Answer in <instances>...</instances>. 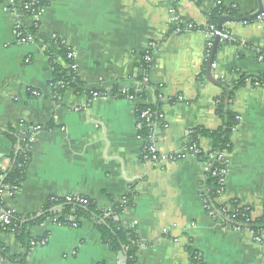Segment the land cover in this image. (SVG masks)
Segmentation results:
<instances>
[{
    "label": "crops",
    "instance_id": "obj_1",
    "mask_svg": "<svg viewBox=\"0 0 264 264\" xmlns=\"http://www.w3.org/2000/svg\"><path fill=\"white\" fill-rule=\"evenodd\" d=\"M217 3L242 16L258 9L257 0H181L175 13L193 29L176 35L166 0H49L36 41L23 45L16 43L6 1H0V126L16 132L22 131L20 124L51 129L34 136L21 189L3 196L2 204L31 216L52 198L85 197L109 212L113 203L133 196L119 219L139 238L134 264H191L187 249L204 264H264V236L256 242L249 230L223 227L207 215L199 194L206 164L189 155L161 169L145 166L134 114L145 101L111 94L115 86L122 93L139 90L140 65L152 50L147 77L161 95L162 114L156 151H177L196 128H220L215 100L225 90L206 82V74L198 80L206 57V16ZM224 30L232 44L220 45L212 76L226 89L242 77L245 82L229 105L237 124L226 153L224 190L215 203L235 202L250 210L251 219L264 218V86L250 82L264 73V22L227 23ZM52 36L73 52L83 92L54 95L45 50ZM146 101H153L150 92ZM199 148L210 152V141L201 139ZM13 150L0 134V171L10 167ZM77 222L72 227L47 218L33 227L37 245L23 264L123 261L109 252L91 222ZM0 247V264H19L24 250L15 235L0 229Z\"/></svg>",
    "mask_w": 264,
    "mask_h": 264
},
{
    "label": "trees",
    "instance_id": "obj_2",
    "mask_svg": "<svg viewBox=\"0 0 264 264\" xmlns=\"http://www.w3.org/2000/svg\"><path fill=\"white\" fill-rule=\"evenodd\" d=\"M14 3L13 10L17 11L18 14L22 16H37L40 10L46 9L49 4V0H12ZM168 6L176 10L177 5L181 0H166ZM262 2L263 0H259ZM264 8V6H263ZM222 17H230L235 19H244V23L254 22L256 17L253 16H242L240 15L237 8L226 7L220 3L215 4L214 8L207 14V25L205 32H209V28L213 27L217 30L218 21ZM186 22V21H184ZM188 23V22H187ZM185 25L180 23L178 25H172V29L180 28L184 30ZM23 33V38L27 36L34 37L36 41V33L34 29L21 28L19 30ZM222 32H225L224 26L221 28ZM226 33V32H225ZM214 40L212 44L214 45ZM232 44L229 40L219 41L218 48L220 45ZM206 50V56L204 61V70L198 80H202L205 77L206 69L208 65V60L213 48ZM47 60L51 68L52 79L50 81V86L53 88L54 95L60 96L65 91H73L79 94L82 91V87L78 81L76 72L67 68L71 64V59L67 58L69 52H72L65 44V42L56 37V39H50L49 42L45 44ZM152 50H149L148 55L151 57ZM73 53V52H72ZM144 57V56H143ZM151 62L142 60L140 68L142 71L141 76L136 79L139 84V90L127 91L122 93L116 86L112 89L113 97H124L125 96H135L141 101H145V104H140L135 109V120H139V116L144 111H149L153 113V120H159L161 115V96L158 90H153L148 82V72L150 69ZM256 79L264 85V73L258 77L252 78ZM146 80V82H144ZM201 82V81H200ZM245 79L242 77L237 83L232 87H227L229 90L228 96L223 95L216 99V114L221 119L222 125L215 131H209L204 128H196L191 131L186 142L183 144L184 147H196L200 150V154L197 156L202 162L206 164V172L204 173L203 181L200 188V196L206 205L210 206L212 210L215 211L216 220L222 221L225 225H229L232 228L241 227L237 225H231L227 221L230 220L235 224L248 225L250 226L249 231L255 236L264 235V218L251 219L250 210H246L243 207H238L235 202H230L236 211L234 213L223 214L224 206H219L215 203L216 199L219 197L217 193L222 189V185L219 183L220 176H215L227 165V161L218 162L214 159L210 160V155L212 153H230L231 151V134L234 127L237 124V117L229 110L230 102L232 101L237 90L244 85ZM61 83L63 87L56 86ZM223 84V83H222ZM155 91V92H154ZM101 91H97L99 93ZM152 95V102H147L148 93ZM95 92H90L93 95ZM0 134L7 136L14 147L13 152L9 157L10 167L6 171H0V186L16 187L18 191L21 189V185L24 181L25 171L27 165L31 160V144L28 130L23 133L16 132L11 127L0 126ZM140 136L144 137L148 135V128L143 124L140 131ZM201 139H208L211 143V150L208 153H203L199 148V141ZM7 193L13 197L16 196L8 192ZM83 202H66L64 199H54L48 200L45 206L42 208L39 215L31 216H20L17 213L10 215V226H2L0 229L8 230L9 228L14 229V235L20 246L23 248V256L19 258L18 263L23 264L27 258V254L31 247V242H35L30 236V231L33 227L40 225L47 218H57L58 221L64 225L76 224L77 221L86 220L93 224L94 228L100 235L102 243L107 247L110 253L125 257L126 264L135 263V254L140 246V241L137 233L133 227L123 223L119 217L122 212L132 205L133 196L126 197V202L124 204L113 203L112 208L109 212H104L96 207L94 201L79 197ZM2 198L0 197V214L7 213L10 209L6 208L2 204ZM2 248L0 247V250ZM188 255L190 257L191 264H204L202 260L198 257V254L187 249Z\"/></svg>",
    "mask_w": 264,
    "mask_h": 264
},
{
    "label": "built area",
    "instance_id": "obj_3",
    "mask_svg": "<svg viewBox=\"0 0 264 264\" xmlns=\"http://www.w3.org/2000/svg\"><path fill=\"white\" fill-rule=\"evenodd\" d=\"M0 1H6L7 4V10L10 13V15L12 16L13 20H14V32H15V40L16 43L18 44H23V45H28V44H33L35 42L34 37L32 36H27L25 38H23V33L20 32L19 30L21 28H26V29H34L35 31L38 30L39 28V19L40 16L43 14V12L45 11V9H42L39 11V13L37 14V16H22L20 14L17 13V11L13 10V6L14 3L12 0H0ZM167 13H168V17L170 19V23L171 25H178L180 23L184 24V30L180 29V28H175L173 30V33L176 35L179 34H183L186 33L190 30L193 29V26L190 23L184 22L183 20H181L180 18L177 17L175 10L171 7L168 6L167 9ZM255 22L256 23H263L264 22V9L263 11L256 16L255 18ZM208 34V40L206 43V50L210 49L212 47V40L213 39H218L219 41H224V40H229V36L227 35V33L222 32V31H217L216 29H214L213 27L209 28V32ZM57 36H52V39H56ZM66 44V43H65ZM46 50V48H45ZM47 57V55H46ZM67 58L71 59V64H69L67 66V68L71 69L72 71L76 72V67H75V62H74V54L72 52H69L67 55ZM206 58H208V55L206 56ZM144 60L147 62H150V56L148 55V53L145 54ZM259 61H261V58H258ZM146 82V80L144 81ZM251 85L254 87H261L264 86L262 83H260L259 81H257L256 79H251L250 80ZM61 83H58L56 86L58 87H63L61 86ZM51 87V86H50ZM51 89L53 90V88L51 87ZM54 91V90H53ZM34 96H37V94L35 92L32 93ZM94 95V94H93ZM96 96V95H94ZM161 96V95H160ZM126 99L128 100H134L137 99L135 96H125ZM145 104V102L143 103ZM159 120L154 121L153 120V113L149 112V111H144L140 114L139 116V120L137 121L135 120V128L138 134V139L141 142V162L145 165V166H150L156 169H161L163 167V165H166L168 163H173V162H178L181 159H184L186 156H194L197 157L200 154V150L196 147H190V148H186L184 146H182L180 149H178L175 152H172L170 154H159L156 151L155 148V143H154V134L155 131L158 127H160V125H162V114L159 116ZM143 124H145V126L148 128V135L147 136H140V131L143 127ZM20 127L22 128V131H20L19 133H23L26 130H28L29 134L31 135L30 137V144L33 141L34 136L37 133L40 132H51V129L49 127L46 126H33V127H23V124H20ZM210 160L214 159L218 162H223L226 160V153L222 152V153H212L210 156ZM226 166L224 167L223 170H221L218 174H215V176H220V180L219 183L223 186L222 189L220 191H218L217 193L220 195H222L223 190H224V180H225V176H226ZM9 190L8 192H10L11 194L15 195L18 192V189L16 187H9L6 188V186H0V197L2 198L5 195L10 196L6 190ZM55 201L58 200V198H52ZM126 198L123 199L121 204H124L126 202L125 200ZM64 200L68 203L70 202H78V203H82L83 201L79 198V197H66L64 198ZM204 203V209L207 213V215L210 218H216V213L214 210H212L210 208V206L206 205L205 202ZM236 210L232 207V206H224L223 208V214H228V213H234ZM16 211L14 210H9L7 213H1L0 214V228L2 226H10V215L15 214ZM52 220L56 223H60L58 221L57 218H52ZM222 226L225 227L224 223L221 221ZM68 226H75L74 224H70ZM172 229L175 228V226H171ZM7 231H9L10 233H12L14 235V229L13 228H9ZM263 234L261 236H255L254 238L256 240V242H260L262 241L263 238ZM40 244L44 243V241H40ZM35 245H37L36 242H31V247H34Z\"/></svg>",
    "mask_w": 264,
    "mask_h": 264
},
{
    "label": "water",
    "instance_id": "obj_4",
    "mask_svg": "<svg viewBox=\"0 0 264 264\" xmlns=\"http://www.w3.org/2000/svg\"><path fill=\"white\" fill-rule=\"evenodd\" d=\"M258 1V9H257V12L253 15V17H256L257 15H259L262 11H263V5L262 3ZM244 21V19H235V18H230V17H222L219 21H218V24H217V31H220L221 28L227 24V23H239V22H242ZM218 43H219V40L216 38L214 40V45H213V48H212V51H211V54H210V57H209V60H208V65H207V69H206V77H205V81L218 87V88H223L225 90V94L226 96H228L229 94V90L225 88V86H223L218 80H216L213 76H212V73H211V68H212V64L214 62V56L217 52V48H218ZM229 224L231 225H237L241 228H244V229H247L249 230L250 226L248 225H240V224H235L233 223L232 221L228 220L227 221ZM120 264H126V259L125 257L123 258V261L120 263Z\"/></svg>",
    "mask_w": 264,
    "mask_h": 264
}]
</instances>
